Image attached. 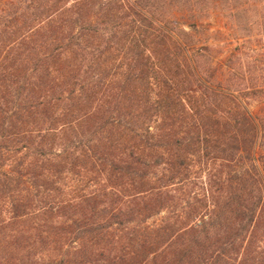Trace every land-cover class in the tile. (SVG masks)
I'll return each mask as SVG.
<instances>
[{
    "label": "trees",
    "instance_id": "obj_1",
    "mask_svg": "<svg viewBox=\"0 0 264 264\" xmlns=\"http://www.w3.org/2000/svg\"><path fill=\"white\" fill-rule=\"evenodd\" d=\"M222 4L5 0L0 264H264V111L193 42Z\"/></svg>",
    "mask_w": 264,
    "mask_h": 264
},
{
    "label": "rangeland",
    "instance_id": "obj_2",
    "mask_svg": "<svg viewBox=\"0 0 264 264\" xmlns=\"http://www.w3.org/2000/svg\"><path fill=\"white\" fill-rule=\"evenodd\" d=\"M222 7L207 8L208 23L203 34L194 36L196 45H214L213 59L229 60L231 86L245 97L248 107L264 111V0H219ZM176 20L189 23L194 20L186 11L188 6L175 5ZM178 9V8H177ZM5 0L0 4V20L5 15ZM188 29L187 27H185ZM205 39V40H204ZM1 43V42H0ZM264 154V150H259Z\"/></svg>",
    "mask_w": 264,
    "mask_h": 264
}]
</instances>
